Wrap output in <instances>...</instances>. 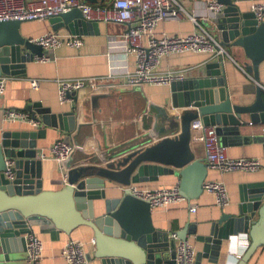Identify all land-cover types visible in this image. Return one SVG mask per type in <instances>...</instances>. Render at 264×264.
<instances>
[{
  "label": "water",
  "instance_id": "water-1",
  "mask_svg": "<svg viewBox=\"0 0 264 264\" xmlns=\"http://www.w3.org/2000/svg\"><path fill=\"white\" fill-rule=\"evenodd\" d=\"M84 1L98 4V0ZM217 1L224 6L214 16L219 44L223 48L240 47L249 60L245 70L257 83L247 93L251 99L231 94L220 61L207 64L192 79L170 83L169 105L151 106L156 122L145 134L147 139L111 145L104 153L97 145L98 153L86 155L80 165L72 166L68 160L67 185L55 191L43 190L37 141L45 138L47 128L62 131L65 139L75 132V138L82 125L76 124L74 112L54 114L40 103L27 105L25 111L37 114L44 128L2 130L0 125V245L4 252L14 249L16 253L12 258L5 255L0 264L27 263L21 255L25 235L34 227L51 239L88 228L95 248L87 259L95 264H175V240L153 226L148 202L133 196L126 187L157 182L163 176L176 177L179 194L186 201H194L203 193L208 165L191 149V122L199 119L205 126H214L224 147L249 140L239 139L240 128L247 123L245 117L251 124H264L258 82V68L264 62V21L258 23L252 12L241 11L232 0ZM23 22H0V75L21 74L16 70L34 58L51 54V50L45 51L21 36ZM48 22L53 31L64 28L77 36L97 33L98 24L85 22L77 9ZM152 135L159 138L149 143ZM76 147L83 148L77 143ZM7 161L13 163L12 180L4 174ZM111 185L124 188L119 197L108 196L113 192ZM230 207L211 221L205 235H198L197 226L189 223L175 232L177 241L187 242L192 235L201 243L194 264H201L202 259L216 263L223 248L230 249L240 235L247 237L248 244L234 264H248L257 249L264 247V182L241 186L238 201Z\"/></svg>",
  "mask_w": 264,
  "mask_h": 264
},
{
  "label": "crops",
  "instance_id": "crops-1",
  "mask_svg": "<svg viewBox=\"0 0 264 264\" xmlns=\"http://www.w3.org/2000/svg\"><path fill=\"white\" fill-rule=\"evenodd\" d=\"M186 14L194 16L202 27L219 43L214 17L206 9V0H176ZM253 2H264V0H240L237 4L241 11L250 12V5ZM88 3V2H87ZM110 0L100 2L98 5L109 4ZM96 5V4H95ZM125 28L114 23H98L96 34L81 35L83 46L80 49L59 47L51 50L48 54V61H40L34 58L33 62L26 63L24 68L16 70L21 74L5 75L9 79L5 85V92L0 98V111L5 109L24 110L27 105L40 103L42 108H49L54 114L74 112L76 124L82 125L75 136V143L83 148H75L71 161L72 166L80 165L85 160L86 155H93L98 151L97 145L101 146L104 153L112 146H120L127 142L134 141L139 137L147 139L145 134L152 130L156 122L155 112L151 106L165 107L170 102L169 85H137L127 89H107L101 93H90L82 90L78 93H70L71 97L64 103H60L57 96V79H75L86 77L106 76L111 69L117 75H122L124 71L134 69V58L127 57L122 62V51L109 50L108 39L111 36L122 34ZM195 25L183 15L177 21H166L160 23L155 34L186 35L195 31ZM53 31L48 21H27L20 25L19 32L26 39H36L45 33ZM62 35L69 34L64 28L57 31ZM227 56L223 58V72L226 86L232 95L237 97H247V93L253 90V74L245 70V65L249 60L245 57L240 47L224 48ZM109 56H111L109 58ZM116 60V61H114ZM114 61V62H113ZM207 54L187 53L163 58L158 67V71L191 69L184 75V80L192 79L198 75L199 70L212 62ZM22 72L25 76H22ZM38 81L37 87H31L30 81ZM258 82L264 87V62L258 68ZM121 81V80H120ZM178 81V80H176ZM180 82V81H179ZM247 94V95H245ZM264 94V92H263ZM264 101V96H263ZM38 119V115L34 114ZM247 122L240 128V137H250L246 142L237 141L226 147L227 155L231 159H260L264 163V124ZM2 130H33L26 123L3 122L0 116ZM42 128L44 126L42 125ZM76 131V129L74 130ZM75 132L71 133L74 137ZM65 134L60 130L46 129L44 139L37 141V155L44 151L47 153L49 147L59 139H63ZM159 137L152 135L149 143H154ZM238 139V138H236ZM191 149L197 158L205 160V152L202 143L191 139ZM85 142V144H83ZM97 142V143H96ZM98 153V152H97ZM95 155V154H94ZM41 178L43 190L55 191L62 187L58 167L54 161H41ZM86 165V164H85ZM206 181L222 182L229 195V205L220 209L216 206L214 197L203 192L200 197L193 202L197 205L195 214L189 213L186 204H176L166 210H151V221L153 226L161 233L179 232L186 224L196 225L197 234L208 233L211 221L218 219L223 211H230V206L238 201L240 188L251 183L264 182V168L255 172L234 171L220 174L208 168ZM178 184V179L171 176L159 177L157 182L139 184L140 187L147 188H169ZM112 186L113 192L108 195L110 198L119 197L122 187ZM257 218H254V220ZM43 244L41 264H67L61 257L60 252L67 239L71 238L85 243L86 255L92 256L94 248L90 244L92 232L85 227L75 230L70 236L61 234L58 238L51 239L49 234L40 233L37 227L33 232ZM170 238V236H169ZM187 242L194 248L196 253L201 250V243H197L194 236L189 235ZM177 243V241H175ZM248 244L247 237L240 235L233 240L231 248L223 251L219 255L216 263H211L208 259H202L201 264H234L238 253H243ZM15 250L3 251L0 245V263L5 255L12 258ZM21 257L26 262V253ZM95 264L94 261H88ZM28 264V263H26ZM248 264H264V247L257 249Z\"/></svg>",
  "mask_w": 264,
  "mask_h": 264
},
{
  "label": "built area",
  "instance_id": "built-area-1",
  "mask_svg": "<svg viewBox=\"0 0 264 264\" xmlns=\"http://www.w3.org/2000/svg\"><path fill=\"white\" fill-rule=\"evenodd\" d=\"M232 1L234 4L240 2V0ZM73 9L80 11L85 22L122 25L125 28L124 32L109 37L108 49L122 51V62H125L127 57H133L135 64L132 71H124L120 76L111 69L106 76L102 77L57 79V96L60 103H64L68 99V94L78 93L82 90L101 93L114 87L127 89L144 84L169 85L173 81L183 80L186 72L191 70L188 68L160 72L158 67L163 58L187 53H201L209 55L210 61L218 60L217 62L220 61L223 64V58L227 56L225 49L213 39L194 16L186 14L176 0H110V3L106 5L90 4L84 0H0V22L48 21L52 17L66 14ZM206 9L214 17L222 12L224 6L217 0H206ZM250 12L254 14L258 23L263 22L264 2H253L250 5ZM183 15H186L195 25V31L186 35L155 34L160 23L177 21ZM30 41L41 46L45 51L62 46L72 49H80L83 46L81 36L62 35L54 31H49L36 39H30ZM40 61H48V58L43 56ZM8 79L7 76L0 75V98L5 92ZM255 84L257 85V83ZM30 85L33 88L37 87L38 81L31 80ZM260 88L264 92V87L260 86ZM1 119L8 123H26L34 130L42 128L40 120L24 110L5 109L2 111ZM190 131L191 138L202 143L205 161L209 169L225 174L234 171L255 173L264 168V163L260 159H231L228 157L226 147L220 144L214 126H205L201 120L196 119L191 122ZM75 148V139L70 134L68 139L64 137L56 140L49 147L47 153L41 151L37 156L41 161L51 160L56 163L62 186L67 185L66 162L72 158ZM12 165L11 161L6 162L4 174L9 180L14 178ZM126 189L136 198L148 202L151 210H166L172 205L185 203L189 213L195 214L197 211V205L193 201H186L179 194L177 184L169 188H145L131 184ZM203 192L212 195L216 206L220 209L229 205V195L222 182L205 181ZM169 236L177 241L175 233H171ZM90 244L94 247L93 238L90 240ZM42 251V241L32 232L26 234V262L41 264ZM195 256L196 251L188 242L177 241L175 264H194ZM241 256L242 253H238L236 259L239 260ZM60 257L67 264H89L85 243L71 238L66 240Z\"/></svg>",
  "mask_w": 264,
  "mask_h": 264
},
{
  "label": "trees",
  "instance_id": "trees-1",
  "mask_svg": "<svg viewBox=\"0 0 264 264\" xmlns=\"http://www.w3.org/2000/svg\"><path fill=\"white\" fill-rule=\"evenodd\" d=\"M262 96H264L263 92H262Z\"/></svg>",
  "mask_w": 264,
  "mask_h": 264
}]
</instances>
